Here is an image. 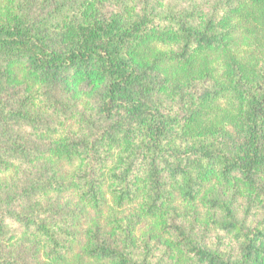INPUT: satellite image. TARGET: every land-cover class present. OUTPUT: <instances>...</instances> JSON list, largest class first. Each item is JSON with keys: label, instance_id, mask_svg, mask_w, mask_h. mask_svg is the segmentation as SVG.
<instances>
[{"label": "trees", "instance_id": "1", "mask_svg": "<svg viewBox=\"0 0 264 264\" xmlns=\"http://www.w3.org/2000/svg\"><path fill=\"white\" fill-rule=\"evenodd\" d=\"M22 66L54 113L69 109L72 82L100 87L86 134L40 144L44 154L15 135L35 120ZM44 155L71 185L26 173ZM14 162L21 174L0 181V264H28L19 237L55 264L73 259L66 225L32 204L67 189L97 214L140 204L185 264H264V0H0V173ZM176 195L201 201L208 224L169 211ZM138 223L91 234L77 264H177L133 241Z\"/></svg>", "mask_w": 264, "mask_h": 264}, {"label": "rangeland", "instance_id": "2", "mask_svg": "<svg viewBox=\"0 0 264 264\" xmlns=\"http://www.w3.org/2000/svg\"><path fill=\"white\" fill-rule=\"evenodd\" d=\"M180 3L182 4V8L186 7L184 2ZM167 4L175 5L168 1ZM17 74L21 80L19 84L20 89L24 92L25 96L32 95L33 97L32 107L34 112L32 117L35 120L30 125L20 126L19 128H16L14 125L13 131L15 135L21 134L23 137H25L24 134L29 135L33 139L32 143L36 144L35 146L39 147L44 154V145L40 144L50 145L66 136L78 137L87 133V129L81 122V116L92 118L96 113L95 92L100 87L72 82L69 87L71 94L66 100L69 109L64 111V113H54L43 102L41 83L27 72L24 66L18 69ZM20 164L19 162H14L8 171L0 173V181L10 182L17 175H20ZM23 166L27 169L26 173H30L32 176L36 177L44 173L47 176L45 179L51 177L65 186L73 183L72 172L68 167L50 155H44ZM26 179L24 178L19 185L24 184ZM236 185L239 187L238 182ZM240 191L242 194H245L242 190ZM108 198L110 200L109 196ZM32 204L38 207L51 208L54 214L53 218L66 225V232L68 234L66 237L67 244L74 248L73 259L68 264H77L79 258L85 253L86 248L90 246L89 237L91 234H106L112 226L111 221L113 220H138L139 223L132 234L133 241L136 244L142 245L145 242L150 244L158 243L162 249L171 251L170 263H186V259L182 254L172 247V241L169 236L162 232L160 221L147 219L140 204L124 209H117L113 204L109 203L101 214H97L92 212L82 202L78 191L72 189L49 191L34 198ZM169 211L180 217H195L201 225L208 224L212 218V213L205 208L201 201L187 204L182 202L177 195L174 197V204ZM17 240L20 241L16 242L12 248L28 264H55L46 259V249L34 238L19 237ZM161 248L159 251H162Z\"/></svg>", "mask_w": 264, "mask_h": 264}]
</instances>
